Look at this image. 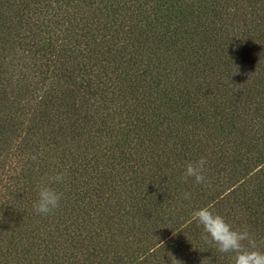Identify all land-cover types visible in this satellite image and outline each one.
Returning <instances> with one entry per match:
<instances>
[{"label": "trees", "instance_id": "trees-1", "mask_svg": "<svg viewBox=\"0 0 264 264\" xmlns=\"http://www.w3.org/2000/svg\"><path fill=\"white\" fill-rule=\"evenodd\" d=\"M204 206L264 249V0H0V264H231Z\"/></svg>", "mask_w": 264, "mask_h": 264}, {"label": "clouds", "instance_id": "clouds-1", "mask_svg": "<svg viewBox=\"0 0 264 264\" xmlns=\"http://www.w3.org/2000/svg\"><path fill=\"white\" fill-rule=\"evenodd\" d=\"M206 165L207 159L203 156L186 162L180 179L206 185ZM64 178L63 173L57 172L40 183L37 198L33 203L37 214H53L60 206L63 193L56 185L62 184ZM183 198L190 199V193L185 192ZM192 220L201 228V238L204 242L222 254H229L231 264H264V249L258 246L247 226L234 227L224 216L207 206L194 210Z\"/></svg>", "mask_w": 264, "mask_h": 264}]
</instances>
